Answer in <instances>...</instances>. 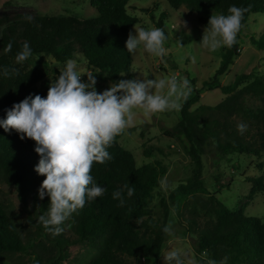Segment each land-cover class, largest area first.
Instances as JSON below:
<instances>
[{
	"label": "trees",
	"instance_id": "1",
	"mask_svg": "<svg viewBox=\"0 0 264 264\" xmlns=\"http://www.w3.org/2000/svg\"><path fill=\"white\" fill-rule=\"evenodd\" d=\"M130 0H88L97 17L78 20L71 16H26L0 18V120L13 104L29 94L46 98L50 83L43 69L29 67L35 57L52 59L63 68L68 60L80 56L91 72L101 81L115 84L121 79H133L132 54L126 49L129 30L138 23L127 12ZM172 10L185 7L189 13L202 15L198 22L205 28L211 12L228 15L230 6L249 8L244 13L242 25L250 14H264V0H158ZM161 15L157 28L165 31ZM208 25V26H207ZM166 35V33H165ZM167 36V35H166ZM12 50L5 52L7 44ZM27 42L33 55L23 63L16 62V55ZM251 45L264 52V33L252 39ZM238 43L225 47L221 62L211 82L203 85L219 90L224 99L215 106L190 108L199 102L200 95L193 91L180 109L179 122L163 134L180 141L192 165L191 176L180 183L169 195L170 207L177 213L178 223L185 225L194 236V253L198 264H264V223L244 214L243 207L232 211L214 196L206 195L203 185L202 154L206 145L222 156L230 154H264V75L252 73L237 75L234 81L222 86L220 77L227 73L238 57ZM41 59V58H39ZM47 68L49 64L43 61ZM8 69L9 75H4ZM15 70V71H13ZM120 73H126L123 77ZM60 75L55 72L53 82ZM41 83V88L37 85ZM246 98H256L261 105L256 108L245 104ZM244 123L247 130L240 134L237 124ZM132 128L127 129L130 134ZM125 133V132H124ZM107 149L113 157L104 164L94 163L91 175L107 191L100 197L86 200L83 209L71 214L60 227L63 232L53 236L46 231L39 216H47L50 197L39 199L38 189L45 179L34 170L39 162L33 140L20 139L15 130L5 132L0 127V181L13 186L26 213V224L18 225L8 208L0 202V264L18 257L19 264H66L67 248L82 245L90 255L77 264H144L159 257L165 243V222L155 220L150 210L154 189L167 170L159 161L137 165L133 155L117 141ZM142 154L149 158L153 151L163 154L157 146H143ZM251 183V196L264 192V177H246ZM134 194L127 195L128 188ZM120 191L124 199L113 198Z\"/></svg>",
	"mask_w": 264,
	"mask_h": 264
},
{
	"label": "rangeland",
	"instance_id": "2",
	"mask_svg": "<svg viewBox=\"0 0 264 264\" xmlns=\"http://www.w3.org/2000/svg\"><path fill=\"white\" fill-rule=\"evenodd\" d=\"M127 12L138 20V23L129 30L133 35L136 34L135 28L147 30L157 27L156 24L161 15L164 14L166 17L162 21L165 27L164 32L167 35L164 44L168 50L167 55L163 58L155 57L147 53L141 45L132 54L131 68L134 72V80L143 81L145 77L167 80L172 75H175L178 81L188 79L192 87L191 92L195 91L200 95L199 102L190 108L191 111L199 106H215L224 99V95L219 90L209 91L203 85L205 82H211L214 78L225 47L213 52L200 43L204 31L210 30L198 22L202 15L191 14L185 7L174 11L166 3L158 0H130ZM29 15L71 16L81 21L97 17L96 11L90 7L88 0H0V18L27 17ZM212 15L219 14L211 12L207 16L210 18ZM182 21L187 22V27H184ZM263 33L264 14H250L246 24L237 35L238 57L227 73L219 78L220 85L231 84L237 75L243 73H252L255 76L264 75V52L258 51L251 45V40L259 39ZM39 58L30 59L29 67L43 69L46 74L44 81L51 84L55 72H62L65 67L63 68L50 58ZM43 61L49 64L47 68ZM73 61L76 62L77 71L81 74L91 71L80 56H76ZM81 79L87 82L86 75ZM96 80L95 87L100 93L112 85L97 77ZM41 87V83H39L37 88ZM166 92L167 88L163 90L162 94ZM189 96H192V93ZM245 104L251 108L261 105L256 98H246ZM134 111L136 114L133 123L127 128H132L133 131L127 134L126 129L117 143L133 155L137 165L159 161L166 168V174L160 179L159 186L152 193L150 210L155 220L160 223L165 222V225H170L174 231L172 237L165 234V243L159 257L149 263L145 261L143 263L164 264L163 257L170 250H177L183 255L185 264H198L199 259H204V255L200 258L195 256V238L187 231L185 225L178 223L177 213L170 207L169 201L170 193L191 176L192 170L190 159L183 151L180 141L163 134L164 130L172 129L179 122L180 110L165 111L153 115H145L141 109ZM143 146L160 147L163 154L153 151L149 158H145L142 154ZM202 163V181L208 193L201 196L203 199L214 196L232 211L243 207L246 216L258 218L264 223V192H258L251 196L252 185L244 180L246 177H264V154L259 157L251 154L222 156L212 145H206L202 154ZM0 202L8 208L16 224L22 226L26 224V213L17 197L15 187L0 181ZM66 250L69 252L66 264H77V260L86 259L91 253L89 248L82 245L71 246ZM24 259L11 257L6 259L4 264H19Z\"/></svg>",
	"mask_w": 264,
	"mask_h": 264
},
{
	"label": "clouds",
	"instance_id": "3",
	"mask_svg": "<svg viewBox=\"0 0 264 264\" xmlns=\"http://www.w3.org/2000/svg\"><path fill=\"white\" fill-rule=\"evenodd\" d=\"M249 8L233 5L229 7L228 15H212L208 21L210 30L204 31L200 43L213 52L222 47L231 48L237 42L244 13ZM26 19L31 22L33 17L29 15ZM182 24L187 27L186 21ZM135 32V35L129 32L126 40L129 53L136 52L142 45L150 55L159 58L167 55L168 50L164 47L167 37L162 28H135ZM4 50L10 52L12 43L9 42ZM32 55L30 45L25 42L15 59L17 63H23ZM125 74L120 73V76ZM4 75H9L8 69H4ZM84 75L87 82L81 79ZM96 84L91 71L81 74L76 62L68 60L65 69L50 84L46 98L29 94L13 104L6 111V118L0 120V127L5 132L15 130L21 140L28 138L36 144L34 150L40 159L34 170L45 177L38 196L40 200L46 195L50 197L47 216L40 215L39 222L53 236L63 232L60 225L72 213L83 209L86 200L100 197L107 191L94 181L91 170L94 163L104 164L113 158L107 149L131 126L136 114L134 110L141 109L145 115L179 111L181 101L192 91L188 79L178 81L175 75L167 80L121 79L102 93L97 92ZM165 88L167 92L162 94ZM246 130V124H237L240 134ZM125 187L131 197L134 189ZM113 198L119 199L123 206L125 201L120 191L114 192ZM163 232L174 236L170 225L165 226ZM163 259L164 264H185L183 255L177 250H170Z\"/></svg>",
	"mask_w": 264,
	"mask_h": 264
}]
</instances>
